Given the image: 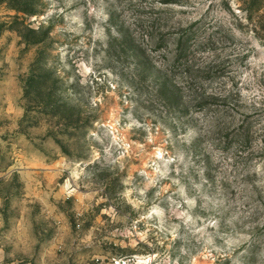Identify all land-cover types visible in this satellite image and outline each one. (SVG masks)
<instances>
[{
  "label": "rangeland",
  "instance_id": "1",
  "mask_svg": "<svg viewBox=\"0 0 264 264\" xmlns=\"http://www.w3.org/2000/svg\"><path fill=\"white\" fill-rule=\"evenodd\" d=\"M114 260L264 264V0H0V264Z\"/></svg>",
  "mask_w": 264,
  "mask_h": 264
},
{
  "label": "built area",
  "instance_id": "2",
  "mask_svg": "<svg viewBox=\"0 0 264 264\" xmlns=\"http://www.w3.org/2000/svg\"><path fill=\"white\" fill-rule=\"evenodd\" d=\"M121 261L120 260H114L115 264H119ZM122 264H126L124 261L121 262Z\"/></svg>",
  "mask_w": 264,
  "mask_h": 264
}]
</instances>
